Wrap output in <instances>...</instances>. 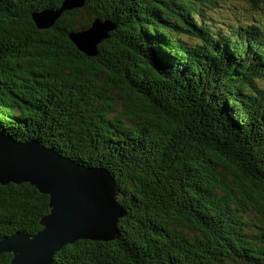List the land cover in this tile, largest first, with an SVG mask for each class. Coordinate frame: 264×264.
<instances>
[{"label":"trees","instance_id":"trees-1","mask_svg":"<svg viewBox=\"0 0 264 264\" xmlns=\"http://www.w3.org/2000/svg\"><path fill=\"white\" fill-rule=\"evenodd\" d=\"M61 2L0 0V131L107 168L126 214L50 264H264V24L212 33L216 0H86L39 28ZM95 17L114 28L87 56L70 33ZM48 202L0 184V239L40 230Z\"/></svg>","mask_w":264,"mask_h":264},{"label":"water","instance_id":"water-1","mask_svg":"<svg viewBox=\"0 0 264 264\" xmlns=\"http://www.w3.org/2000/svg\"><path fill=\"white\" fill-rule=\"evenodd\" d=\"M86 0H62L58 8L32 13L39 28L52 26L65 11L81 8ZM114 28L110 20L93 18L70 33L87 56ZM28 182L48 195V212L39 219L41 229L30 234L16 231L0 239V254L12 256L8 264H50L64 245L79 239L110 241L117 238V223L126 213L119 203L120 189L103 166L80 163L64 156L40 139L17 141L0 131V184Z\"/></svg>","mask_w":264,"mask_h":264},{"label":"rangeland","instance_id":"rangeland-1","mask_svg":"<svg viewBox=\"0 0 264 264\" xmlns=\"http://www.w3.org/2000/svg\"><path fill=\"white\" fill-rule=\"evenodd\" d=\"M200 13H201V16H199L198 19L203 24H206V27L210 32H213V33L219 32V34H227L228 36H232L233 31L239 25H243L245 23H262V25L264 24V5L256 8L250 5L245 0H216V3L214 4L203 3L201 5ZM80 30H76V31H80ZM183 38H186V37H183ZM189 41H192V40L189 39ZM42 142L44 143V141ZM44 145L47 147H50L46 145L45 143ZM9 183H13V182H9ZM1 185H7V184H1ZM118 201L121 204L119 198H118ZM117 226H118V223H117Z\"/></svg>","mask_w":264,"mask_h":264}]
</instances>
